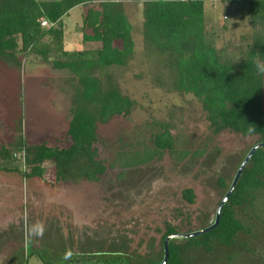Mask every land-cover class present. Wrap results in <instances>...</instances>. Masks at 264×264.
<instances>
[{
	"label": "rangeland",
	"instance_id": "rangeland-1",
	"mask_svg": "<svg viewBox=\"0 0 264 264\" xmlns=\"http://www.w3.org/2000/svg\"><path fill=\"white\" fill-rule=\"evenodd\" d=\"M88 1L123 4L134 49L126 66L110 71L134 107L126 116L97 124V156L107 166L97 182L52 185L50 163L44 165L46 181L26 179L20 152L16 161H0L7 169L0 170V264H45L40 257L47 264H104L100 259L115 254H135L143 261L156 257L168 227L189 234L212 223L238 167L259 141L227 131L215 136L193 95L175 91L167 76L161 77L164 69L144 48L146 0ZM86 7H75L62 18L63 48L69 55L52 53L50 61L94 56L99 45L82 42ZM235 8L230 0L204 3L207 39L239 62L251 27ZM20 60V67L0 60V145L21 135L28 144L68 147L74 75L53 69L35 55ZM162 126L173 137L176 156L164 152L142 165L123 167L129 151L152 148V137ZM219 180L227 188H220ZM184 189L193 191V204L183 200ZM235 211L250 234L240 235L233 249L193 251L192 264H264V191ZM175 242L185 244L183 239Z\"/></svg>",
	"mask_w": 264,
	"mask_h": 264
},
{
	"label": "trees",
	"instance_id": "trees-1",
	"mask_svg": "<svg viewBox=\"0 0 264 264\" xmlns=\"http://www.w3.org/2000/svg\"><path fill=\"white\" fill-rule=\"evenodd\" d=\"M205 1L146 0L142 5L144 48L155 56L158 66L164 69L159 74L167 76L175 91L191 94L201 104L215 136L227 131L243 138L257 137L256 144L264 143V0H230L231 5H236L235 12L246 18L251 27V34L240 47L239 62L224 55L225 49H218L207 39ZM88 3V0H0V60L8 66L20 67V56L35 55L53 69L68 70L77 83L67 129L68 147L57 148L45 142L28 144L21 135L7 145H0L1 162L16 161L20 152L26 179L46 181L44 165L50 163L52 185L97 182L107 171L106 164L97 156V124L126 116L134 107L110 71L126 66L134 49L132 26L123 4ZM78 6H87L81 16L82 42L98 44L99 48L90 58L75 54L70 60L50 61L52 53L69 55L63 48L62 18ZM42 19L51 27L42 28ZM152 138L151 149L129 151L122 166H139L164 152L176 156L167 126H162V131ZM0 170L7 171L1 166ZM219 187L227 188L223 180H219ZM261 191H264V148L257 149L244 168L221 211L218 226L184 240V245L171 240L166 264H192L193 251L233 249L240 235L250 234L235 209L251 205ZM181 196L188 204L194 203L191 189H184ZM173 234H177L176 230L168 227L161 237V253L145 261L139 255L122 256L115 252L113 258L100 260L104 264H160L163 241Z\"/></svg>",
	"mask_w": 264,
	"mask_h": 264
},
{
	"label": "water",
	"instance_id": "water-1",
	"mask_svg": "<svg viewBox=\"0 0 264 264\" xmlns=\"http://www.w3.org/2000/svg\"><path fill=\"white\" fill-rule=\"evenodd\" d=\"M259 148H264V143L255 144L249 150V152L247 153V155L243 159L242 163L240 164V166L238 167V169L235 173V176H234V178L230 184L228 191L226 192L225 196L223 197V199L220 201V203L217 206V209H216V212L214 214L212 223L208 227L203 228V229L198 230V231H195V232H192V233H189V234H173V235H170V236L165 238V240L163 241V245H162V247H163V259H162L160 264H166V262L168 260V244L171 240H174V239L186 240V239H190L193 237H197V236L203 235V234L215 229L218 226V223L220 220V214H221V211H222L224 205L226 204L227 200L229 199V197L233 193L244 168L247 166L248 162L250 161V159L253 156V154L255 153V151Z\"/></svg>",
	"mask_w": 264,
	"mask_h": 264
},
{
	"label": "built area",
	"instance_id": "built-area-1",
	"mask_svg": "<svg viewBox=\"0 0 264 264\" xmlns=\"http://www.w3.org/2000/svg\"><path fill=\"white\" fill-rule=\"evenodd\" d=\"M40 25H41L42 28H49V27H51V24L48 23V22H47L46 20H44V19H42V20L40 21Z\"/></svg>",
	"mask_w": 264,
	"mask_h": 264
}]
</instances>
